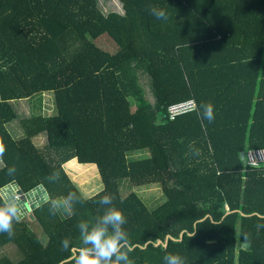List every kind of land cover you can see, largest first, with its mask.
<instances>
[{
    "label": "trees",
    "instance_id": "trees-1",
    "mask_svg": "<svg viewBox=\"0 0 264 264\" xmlns=\"http://www.w3.org/2000/svg\"><path fill=\"white\" fill-rule=\"evenodd\" d=\"M118 1L123 14L104 13L100 0H0V197L15 184L49 195L11 237L0 233V264H75L77 225L103 215L105 194L127 219L133 264H164L166 253L185 264H264V168L246 164L264 149V0ZM105 36L115 50L98 46ZM45 94L50 114L21 113L19 103ZM192 99L195 113L167 118ZM202 103L214 105L212 122ZM132 133L143 153L110 159ZM70 162L94 165L102 189L86 197ZM151 185L165 201L150 210L135 189ZM70 191L82 203L52 215L50 201Z\"/></svg>",
    "mask_w": 264,
    "mask_h": 264
},
{
    "label": "clouds",
    "instance_id": "clouds-1",
    "mask_svg": "<svg viewBox=\"0 0 264 264\" xmlns=\"http://www.w3.org/2000/svg\"><path fill=\"white\" fill-rule=\"evenodd\" d=\"M150 13L157 20H167L168 18L164 9L154 6L150 8ZM187 101H194L196 103L195 99ZM200 115L205 120L212 122L215 118L214 105L202 103L200 105ZM167 118L169 119L168 115ZM5 151V145L0 143V157L4 155ZM193 154L199 155V150L193 149ZM15 171V167H10L7 170L8 175L14 174ZM59 178V172H53L48 177V180L55 182ZM11 190L13 196L0 197V233H7L9 237L14 234V221L18 220L21 212L17 201V199H21V195H18L13 189ZM113 199L114 197L111 194L103 195L97 202L100 205L107 206L103 215L97 217L94 223L89 224L88 222L81 221L77 225L80 234V247L75 257V264H133L129 258L132 247L129 244L128 234L123 227L127 223V219L123 212L113 205ZM78 203H82L81 198L75 191H70L66 197L52 199L50 201L49 212L52 215H56L57 211L61 209L69 211ZM69 243L67 238L61 241L63 248H68ZM163 261L164 264H185L184 259L177 253H166Z\"/></svg>",
    "mask_w": 264,
    "mask_h": 264
},
{
    "label": "rangeland",
    "instance_id": "rangeland-1",
    "mask_svg": "<svg viewBox=\"0 0 264 264\" xmlns=\"http://www.w3.org/2000/svg\"><path fill=\"white\" fill-rule=\"evenodd\" d=\"M101 4L104 6L103 11L104 13H107L111 10L115 11H121L122 12V7L121 4L118 2V0H100ZM109 38L107 36L103 37L99 41H97L98 46L102 47L104 50L108 51H113L115 50V45H113V48L110 49H105L108 48V41ZM107 46V47H106ZM115 46V47H114ZM143 97L144 101H148L150 103H153V94L149 86L144 85L143 86ZM21 113L23 114H30L32 111V107L35 110V113H47L50 114L51 111L54 109V96L53 94H45L42 96H39L38 98H35L31 100L29 103L24 102V103H19L18 104ZM41 106V109H40ZM15 107L17 108V104L15 102ZM10 129H12V132H17L18 126L13 125L12 127L10 126ZM20 135H14L15 138L18 139ZM131 136H135L137 139L138 137L134 135L133 133L125 140V141H114L115 150L111 151L110 159L111 158H116L118 156L122 155H128L140 151L143 153L141 149H146L144 148V145L141 143H133V140L131 141ZM136 139V140H137ZM45 142V137L40 136L35 139V143L38 147H42ZM72 162L68 163L67 165V170L69 173V176L71 177L72 181L77 185V187H80L81 191L85 194L86 197H89L95 193H98L102 189V184H101V179L98 173L97 168L94 165L90 166H85V165H80L77 162H75V165L69 166ZM1 166V163H0ZM12 189V188H11ZM9 189L7 192H3L5 196H8V192L11 190ZM136 194L139 196V198L143 201L144 204L147 205V207L151 210L158 205L164 203L165 201V196L163 194V191L160 186L158 185H151L147 187H141L135 189ZM129 192L127 191L125 194H128ZM25 216H31V213H27ZM39 232V231H38Z\"/></svg>",
    "mask_w": 264,
    "mask_h": 264
},
{
    "label": "water",
    "instance_id": "water-1",
    "mask_svg": "<svg viewBox=\"0 0 264 264\" xmlns=\"http://www.w3.org/2000/svg\"><path fill=\"white\" fill-rule=\"evenodd\" d=\"M11 188L14 191H16L18 195H21V199H17L20 209H21L20 216L18 219H22L27 213H31L32 211H35L36 209L41 207L42 204L46 203L49 200V195L42 185H39L38 187H36L34 190L30 191L27 194H24L22 190L19 189V186L17 184L9 185L5 189H3L1 192L2 193L7 192L8 189H11ZM12 194H13L12 190H10L8 192V196H13ZM160 245H162V242H158L156 246L158 247ZM73 252L76 253V250H74Z\"/></svg>",
    "mask_w": 264,
    "mask_h": 264
},
{
    "label": "built area",
    "instance_id": "built-area-1",
    "mask_svg": "<svg viewBox=\"0 0 264 264\" xmlns=\"http://www.w3.org/2000/svg\"><path fill=\"white\" fill-rule=\"evenodd\" d=\"M195 110L196 103L194 101H185L171 105L168 108L167 115L170 120H175L178 116L193 113ZM246 164L252 168L264 167V149L249 151Z\"/></svg>",
    "mask_w": 264,
    "mask_h": 264
},
{
    "label": "crops",
    "instance_id": "crops-1",
    "mask_svg": "<svg viewBox=\"0 0 264 264\" xmlns=\"http://www.w3.org/2000/svg\"><path fill=\"white\" fill-rule=\"evenodd\" d=\"M119 2V1H118ZM122 7V6H121ZM122 9V8H121ZM115 11V10H114ZM115 12H118L120 14H123V9H122V12L121 11H115Z\"/></svg>",
    "mask_w": 264,
    "mask_h": 264
}]
</instances>
